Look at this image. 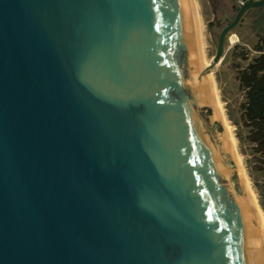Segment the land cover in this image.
<instances>
[{
    "label": "water",
    "instance_id": "1",
    "mask_svg": "<svg viewBox=\"0 0 264 264\" xmlns=\"http://www.w3.org/2000/svg\"><path fill=\"white\" fill-rule=\"evenodd\" d=\"M188 0H0V264H264Z\"/></svg>",
    "mask_w": 264,
    "mask_h": 264
},
{
    "label": "rangeland",
    "instance_id": "2",
    "mask_svg": "<svg viewBox=\"0 0 264 264\" xmlns=\"http://www.w3.org/2000/svg\"><path fill=\"white\" fill-rule=\"evenodd\" d=\"M210 1L189 0L195 24L197 49L200 44L201 53L208 63L215 53L219 32L218 15L213 13ZM260 26H264V21L231 28L224 40L222 57L215 68L211 70L216 98L224 124L233 141L234 155L237 156L235 158L243 168L244 179L257 203L254 182L264 180V170L255 168V156L252 153L251 145L244 138L246 128L241 125L240 120V105L244 100V94L236 78L235 68L237 63L239 66H244L256 54L253 46L258 39L259 34L256 31ZM243 52L245 59L241 56Z\"/></svg>",
    "mask_w": 264,
    "mask_h": 264
},
{
    "label": "trees",
    "instance_id": "3",
    "mask_svg": "<svg viewBox=\"0 0 264 264\" xmlns=\"http://www.w3.org/2000/svg\"><path fill=\"white\" fill-rule=\"evenodd\" d=\"M256 54L244 66L236 64V78L243 90L241 125L246 128L245 140L255 156V168L264 170V32L258 35L253 46ZM242 58L244 52L241 53ZM258 204L264 211V180L255 181Z\"/></svg>",
    "mask_w": 264,
    "mask_h": 264
},
{
    "label": "flooded vegetation",
    "instance_id": "4",
    "mask_svg": "<svg viewBox=\"0 0 264 264\" xmlns=\"http://www.w3.org/2000/svg\"><path fill=\"white\" fill-rule=\"evenodd\" d=\"M210 2L214 11L213 13H216L218 15L217 16V24L219 26V32L217 35V39H218L221 29L235 18L237 12V5L240 3V0H211ZM262 21H264V4L256 8L246 9L241 14L240 19L233 27H243L244 25L247 24L252 25L253 23L258 24L259 22ZM256 32L257 34H261L262 32H264V26H260L259 30H257ZM227 33L225 35V38L227 37Z\"/></svg>",
    "mask_w": 264,
    "mask_h": 264
},
{
    "label": "bare ground",
    "instance_id": "5",
    "mask_svg": "<svg viewBox=\"0 0 264 264\" xmlns=\"http://www.w3.org/2000/svg\"><path fill=\"white\" fill-rule=\"evenodd\" d=\"M188 1H189V0H188ZM193 21H194V19H193ZM194 29H195V24H194ZM195 35H196V32H195ZM196 44H197V43H196ZM197 52H198V59H199V62H200V64H201L202 68H203V67H205V66L207 65L208 62H206V60L204 59V56H203L202 53H201V46H200V44H199V47H198V49H197ZM206 74H207V76H208V78H209V80H210V84H211V89H212L213 97H214L215 103H216V105H217L218 111H219V113H220L221 120H222V122H223V124H224V119H223L222 113H221V111H220V108H219V105H218V101H217V98H216V93H215V90H214V84H213V80H212V72H211V70L208 71ZM224 126H225V128H226V125H225V124H224ZM226 131H227V134H228V137H229V139H230V142H231V145H232V148H233V152H234L233 141H232V138H231V136H230V134H229L227 128H226ZM235 157H237V156H235ZM236 161L238 162L237 164H238V166H239V168H240V171H241V174H242L243 181H244L245 184H246V181H245V179H244V174H243V171H242L243 168H241L238 159H236ZM246 187H247V189H248V191H249V194H250V196H251V198H252V201H253V203H254V205H255V208H256L257 214H258V216H259V219H260V222H261L262 228H264V213H262V210H261L260 206L258 205L256 199L254 198V196H253V194L251 193L250 189L248 188L247 184H246Z\"/></svg>",
    "mask_w": 264,
    "mask_h": 264
}]
</instances>
